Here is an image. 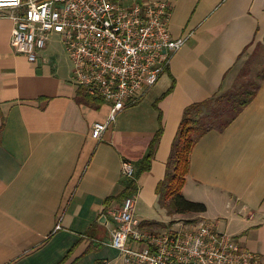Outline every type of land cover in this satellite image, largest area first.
I'll list each match as a JSON object with an SVG mask.
<instances>
[{
  "label": "crops",
  "instance_id": "0c3cea01",
  "mask_svg": "<svg viewBox=\"0 0 264 264\" xmlns=\"http://www.w3.org/2000/svg\"><path fill=\"white\" fill-rule=\"evenodd\" d=\"M125 2L168 3L172 36H191L100 140L92 132L110 108L79 102L85 92L64 47L56 51L51 39L30 63L12 50L14 22L0 11V264H123L110 246V211L127 199L123 163L137 170L161 130L151 168L128 197L141 227L155 230L163 225L153 219L157 188L185 110L232 90L248 60L258 65V91L224 131L198 141L182 193L206 206L195 218L216 222L264 264V0Z\"/></svg>",
  "mask_w": 264,
  "mask_h": 264
},
{
  "label": "built area",
  "instance_id": "2783aa9c",
  "mask_svg": "<svg viewBox=\"0 0 264 264\" xmlns=\"http://www.w3.org/2000/svg\"><path fill=\"white\" fill-rule=\"evenodd\" d=\"M0 11L14 22L12 50L30 63L59 38L77 86L110 108L107 123L94 126L96 140L125 108L144 99L191 36H172V8L166 2L0 0ZM135 174L134 165L124 162L123 177L132 180ZM133 209L127 198L122 208L110 211V246L123 264H263L240 239L219 232L214 221H174L144 230Z\"/></svg>",
  "mask_w": 264,
  "mask_h": 264
},
{
  "label": "trees",
  "instance_id": "16d2710c",
  "mask_svg": "<svg viewBox=\"0 0 264 264\" xmlns=\"http://www.w3.org/2000/svg\"><path fill=\"white\" fill-rule=\"evenodd\" d=\"M244 77L242 71L232 90L206 102L194 104L185 110L172 144L166 176L157 188L159 205L168 216L200 215L206 212L204 204L189 201L182 193L190 169V156L200 139L211 131H224L251 103L258 91L261 76L259 74L257 78ZM78 97L81 103L82 100L86 104L95 102L83 92L79 93ZM160 137L161 130L150 145L148 155L137 164L135 179H128L121 198H128L137 192V180L150 170L155 146ZM153 224L145 223V226H153Z\"/></svg>",
  "mask_w": 264,
  "mask_h": 264
},
{
  "label": "rangeland",
  "instance_id": "374dc122",
  "mask_svg": "<svg viewBox=\"0 0 264 264\" xmlns=\"http://www.w3.org/2000/svg\"><path fill=\"white\" fill-rule=\"evenodd\" d=\"M51 46L56 51H60V53H62V52L66 53L64 51V49H63V46L60 44V41H59V38L58 37L52 38ZM248 63H249V60L243 66L244 67V70H243L244 71V76L246 78L253 77L256 74L255 73V72H257V69L256 68L258 67V65H256V64H253L252 65V64H250V63L248 64ZM243 67H242V69H243ZM245 67L247 68V70H246ZM153 219H155L157 222L163 223L162 226H160L159 224H156L155 225V230L163 229L164 223L165 224L166 223L169 224V223L174 222V221H196V222H199L200 221V219L195 218V215H187V216L172 215V216H168L167 213L165 211L161 210V208H159V207H157V208L154 209V218Z\"/></svg>",
  "mask_w": 264,
  "mask_h": 264
}]
</instances>
